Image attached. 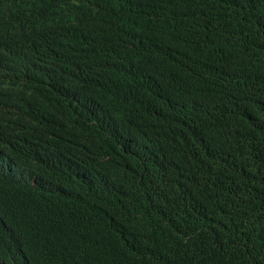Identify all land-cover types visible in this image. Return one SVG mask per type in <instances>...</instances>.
Segmentation results:
<instances>
[{
	"label": "trees",
	"instance_id": "obj_1",
	"mask_svg": "<svg viewBox=\"0 0 264 264\" xmlns=\"http://www.w3.org/2000/svg\"><path fill=\"white\" fill-rule=\"evenodd\" d=\"M83 1L0 0V263L264 264V0Z\"/></svg>",
	"mask_w": 264,
	"mask_h": 264
},
{
	"label": "clouds",
	"instance_id": "obj_2",
	"mask_svg": "<svg viewBox=\"0 0 264 264\" xmlns=\"http://www.w3.org/2000/svg\"><path fill=\"white\" fill-rule=\"evenodd\" d=\"M83 4L87 9L93 10L94 13L96 14V16H99V18H103L102 11L106 12V10H105V6L104 5L102 6V3L100 2V0H84ZM118 5H119V0L115 3V7ZM11 17H12V13H11V16H9V17H2L1 18V20H0V37L6 36V37H10L11 40H14L16 37H18L20 35V27H19V23H17L16 25L6 24L11 19ZM66 27H69V25ZM30 35H31L30 38L33 42V36L31 34V32H30ZM25 47H28L27 43H26ZM16 86H14V87L16 88ZM8 89L9 88H3L2 87V75H0V97L2 96L3 90H8ZM69 92H71V91H69ZM75 94H76L75 91H73L71 94V100H73V98L75 97ZM76 102L78 103V101H76ZM78 112L80 114H82L83 116L88 117V118H93L97 115L99 116V111H98V108L96 106L83 107L80 110H78ZM44 117L53 121V122L58 123V125H63L60 117H58V116H54L52 114H46V115H44ZM7 169L17 173V170L13 167V163H9L7 165ZM19 176H20V179H22L21 177H23L22 180H24V181H28V182L30 181V177L23 176L22 174H20Z\"/></svg>",
	"mask_w": 264,
	"mask_h": 264
},
{
	"label": "bare ground",
	"instance_id": "obj_3",
	"mask_svg": "<svg viewBox=\"0 0 264 264\" xmlns=\"http://www.w3.org/2000/svg\"><path fill=\"white\" fill-rule=\"evenodd\" d=\"M103 68H104V67H103ZM103 68H102V69H103ZM112 71H113V70H112ZM112 74H113V73H112ZM99 75H101V74H99ZM109 75H110V74H109ZM109 75H108V76H109ZM114 75H115V73H114ZM104 76H105V75H104ZM98 77H99V76H98ZM113 77H114V76H113ZM102 78H103V74H102ZM102 78H101V79H102ZM105 78H106V77H105ZM105 78H104V79H105ZM107 79H108V78H107ZM102 80H103V79H102ZM117 80H118V79H117ZM104 81H105V80H104ZM106 81H107V80H106ZM108 81H109V80H108ZM110 81H111V79H110ZM98 82H99V81H98ZM100 82H101V81H100ZM118 82H119V81H118ZM102 83H103V82H102ZM104 83H105V82H104ZM116 83H117V82H115V84H116ZM118 84H119V83H118ZM95 85H97V84H95ZM95 85H94V86H95ZM98 85H99V84H98ZM100 85H102V84H100ZM103 85H104V84H103ZM107 85H108V84H107ZM113 85H114V84H113ZM119 85H120V84H119ZM94 86H93V87H94ZM104 86L106 87V85H104ZM105 87H104V88H105ZM107 87H108V86H107ZM115 87H116V86H115ZM117 87H118V86H117ZM98 88H99V86L97 87L96 90L99 91L100 88H99V89H98ZM76 89H77V88H76ZM91 89H92V88H91ZM94 89H95V88H94ZM71 90H72V89H71ZM79 90H80V89H79ZM96 90H95V91H96ZM103 90H104V89H103ZM89 91H90V90H89ZM100 91H101V90H100ZM100 91H99V92H100ZM76 92H77V90L75 91V93H76ZM85 92H86V91H85ZM92 92H94V90H93V91L91 90V93H92ZM99 92H98V93H99ZM69 93H70V92H69ZM78 93H79V92H78ZM83 93H84V92H83ZM83 93H80V94H83ZM89 93H90V92H89ZM94 93H95V92H94ZM96 93H97V92H96ZM96 93H95V94H96ZM98 93H97V94H98ZM84 95H85V94H84ZM77 96H78V95H77ZM79 96H80V95H79ZM81 96H82V95H81ZM93 96H94V94H93ZM99 96H100V95H99ZM103 96H104V95H103ZM87 97H89V94H88V96H86L85 98H87ZM95 97H96V96H95ZM85 98H84V99H85ZM81 99H82V98H81ZM90 99H91V98H90ZM90 99H89V100H90ZM92 99H93V98H92ZM92 99H91V101H92ZM82 100H83V99H82ZM85 100H86V99H85ZM93 100H94V99H93ZM86 101H88V100H86ZM86 101H85V102H86ZM97 102H98V101H97ZM103 103H104V101H103ZM104 104H106V103H104ZM96 106H97V105H96ZM100 106H101V105H100ZM71 114H72V113H71ZM60 237H61V236H60ZM145 257H146V256H145Z\"/></svg>",
	"mask_w": 264,
	"mask_h": 264
}]
</instances>
